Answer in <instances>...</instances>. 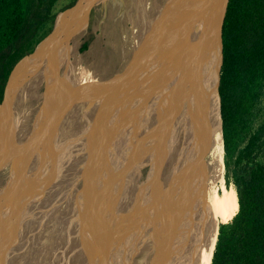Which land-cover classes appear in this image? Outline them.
Listing matches in <instances>:
<instances>
[{
  "label": "rangeland",
  "instance_id": "obj_1",
  "mask_svg": "<svg viewBox=\"0 0 264 264\" xmlns=\"http://www.w3.org/2000/svg\"><path fill=\"white\" fill-rule=\"evenodd\" d=\"M167 1L147 0L145 6L146 8H143V6L141 7L146 12L138 7L141 6V4H138L137 6L135 5V0H108L106 3L94 7L90 15L89 25L82 35L79 46L76 45L75 49L73 50L74 55H70L72 58L70 56L66 57L69 66L67 70H69V73L73 77H76V81L73 84L74 87H68L67 89L68 91H72L69 92V94L72 95L71 99L63 102L61 104L62 106H60V104L56 105L52 109L53 112L47 115L46 121H49V124L50 122L55 124L52 125L50 129H47L46 134L44 132L45 127L41 130L38 129L44 122V116H40V112H36V115L33 114L35 116L28 117L29 121L26 120L30 124L29 126L27 125L28 130H26L25 135L23 134V141H21L20 148L13 158V173L7 184V187L9 186L6 190L7 197L5 196L4 200L0 202V205H3L1 203H5L6 207L11 206L9 203L11 202V200L16 201L17 204H21L23 206H25L24 204H28L30 201L31 205L34 204L36 206V214L31 213L30 217L26 218L24 217L26 215L21 217V212L18 219L16 217L14 223L16 224L15 229H18V232L15 236H13V238H16L18 236V233L21 232L26 234V237H24L27 238L24 239L21 244L26 246V243L28 242V245L24 248H27L30 255L28 256L30 259L28 258L29 262H23V264H31V262L35 261L37 258L38 260L40 259L39 261H41V263L39 262L38 264H54L61 262V259L57 261V257L62 250L64 256L67 258L66 264H69V258H71L72 256L71 253L77 252V249L72 250L75 244L74 241L77 240L80 241V247L82 249L80 253L73 257L71 264H150L153 262V253L151 252L155 251L156 246H153V244H149L150 241L146 240V234H148V230H150L149 226L153 225L152 231L154 232L155 240L157 239V236L160 237L162 225L160 201L165 192V185H168L170 183L169 177L172 174V169H170L171 162H169L168 160H163L162 158V148L165 147L166 140L167 142L172 140L174 131L180 129L181 123H179L178 120L176 121L175 119V113H177L176 109H173L172 107L170 109V106L168 104H161L157 111L158 113L156 112L154 114V117L150 116V120L147 121V115H149L150 112L152 113L155 105H152V101H147V97H144L142 99L139 98L140 96L138 94L141 92V90L140 85L137 84V80L136 82H133L135 85L133 83H130L126 88L123 87V85L125 84H123L122 82L123 75L127 72H130L133 76L132 79H129V82L133 80L136 77L135 70H138L136 74L139 73V67H137V64L141 63V61H144V63L147 62V60L145 61V59L141 55L142 57L139 58L140 62H137V59L135 65H130V61L134 57V54L136 52L137 40L140 39L139 37H136L137 30L140 29L139 26L136 25V23L140 21V14L145 15L146 13L145 16H147L148 18L147 22L150 24L152 22L151 18L155 17L154 13L156 12V10H160L161 6L163 8L160 11L163 12V15L164 13L165 15H167L170 11H172V9L175 10L174 5L176 3V0H169L168 2ZM75 2V0H56L53 6V13L58 14ZM141 10L143 13H140ZM137 16L139 17V19ZM144 18L146 19V17ZM144 18L142 16L143 21ZM152 27L155 28V26L153 25L150 28L152 29ZM133 29L135 30L133 31ZM207 34L210 37V34ZM181 37H189V35L182 34ZM85 43L88 44V48L83 51L82 47ZM176 50L180 51L181 49L176 48ZM179 53L180 52H175L172 53V55L175 56L174 54L178 55ZM72 61H74V63H72ZM69 63H71L72 65ZM62 70L63 69H61V71ZM77 74L78 76H76ZM90 77L92 81L90 80ZM96 80H101L102 82L97 81L96 83ZM107 82L110 85H106ZM40 89L38 91H40ZM122 94H124V96ZM145 94L152 96V93L149 94L147 90H145L143 96ZM167 94H169L171 99L172 93H170L169 91ZM187 101H189V99ZM168 103L171 104V106L172 104L173 106H175L173 101L171 102L169 100ZM167 108H169L170 110H167ZM148 109L150 110V112ZM253 114L254 115H252L251 121L254 125H257L264 118V101L262 102L261 106L255 109V112ZM180 120L182 122L183 119L181 118ZM144 122L146 123V125L143 124ZM184 122L186 124V120ZM172 123L176 125H173ZM160 124H162L161 127L159 126ZM163 125L165 126V128L163 127ZM137 126L139 128H135ZM131 128L135 130L133 131L131 130ZM158 128L166 130L163 131V134L161 133L158 136ZM35 129L37 131H35ZM49 131L51 133L48 134ZM136 131L138 132L135 133ZM150 131L153 134H151ZM155 131L157 135L153 137ZM133 133L138 135H135V137H133ZM139 135H141V137ZM129 136L131 137V139ZM60 138L63 139L61 141V146L63 145V147H61L60 150L63 149L61 151L64 152L59 151L56 155H50V152L49 154L45 155L46 152L51 148V145ZM76 139L77 141L75 143L74 140ZM126 139H129L132 143ZM120 140L121 142H119ZM122 141H124L125 143L123 144ZM65 142L67 146L72 144L74 148L72 149L71 147L70 150H67L69 149V146L65 148ZM115 142H117L116 145ZM33 143L35 145H33ZM130 145L132 147H129ZM112 147H115V149H112ZM121 147H125L122 149L127 150L124 151L121 149ZM166 147L168 146L166 145ZM128 149L129 151H132L129 152ZM132 152H134L133 155ZM35 154L37 157L35 156ZM173 154L174 153H172V156ZM52 156L54 157L51 158ZM70 156L74 158L70 159ZM75 156H78V158L76 159ZM27 157L29 159H27ZM55 157H58L57 159L59 161ZM39 158H41L42 160H39ZM36 159L38 161H36ZM170 159H172V157ZM254 159L257 161H264V152L257 155L256 158L254 156ZM55 160H57V162ZM224 160V172L227 186L229 183L230 187L235 188L234 175L236 173V170H239V168L236 167V158L234 157V155L226 158L225 153ZM48 161H50V164ZM64 161H67L65 165L63 164ZM93 162L95 163V165H93ZM248 162L252 163L251 160ZM25 163H29V167L27 169L26 166H24ZM106 163L109 164L107 165ZM246 163L244 165H246ZM49 165L53 167H48ZM20 166H23V170L16 173V169ZM45 166H47L48 169H51L49 172L51 173V180L48 179V176H45L48 174L43 172L46 168ZM243 167L244 166H242V169ZM96 169H98V172L94 171ZM25 171L26 173L24 174ZM85 171H87V173L89 174L87 175ZM41 172L43 173L41 174ZM93 172L95 174H93ZM116 173L118 174L116 175ZM13 174H17L16 177L21 179L17 180V178ZM41 175L46 178H43ZM89 176L91 177V179L89 178ZM106 176L109 178H107ZM12 177L14 178L13 181ZM1 179H3L2 176L0 178V190L3 187V182ZM37 179H39V181ZM42 179L44 181L43 184ZM98 179L100 182H98ZM46 180H49L50 183L49 181L47 183ZM73 181L75 183H73ZM32 182H35L34 184L37 186H35ZM39 183L41 185H39ZM29 184L30 187L28 188ZM31 186L33 188V191L30 190ZM36 187H38L39 190ZM43 187L46 188L44 189ZM47 187L50 188L47 189ZM51 187L54 188L51 189ZM42 188L44 192L40 191L42 190ZM74 188L77 190H75ZM53 189H55L56 193L50 194L54 193ZM70 191L72 192L71 194ZM17 192V196L19 198L14 195ZM10 193L13 197H11ZM25 194H31V199L25 198ZM49 195L53 200H49L47 198L49 197ZM151 200L152 202H150ZM23 201H26V203H24ZM21 202H23L24 204ZM45 208L47 210H45ZM19 209V205H15L12 210L5 209V216L3 217V213L2 217H0V227H3L0 229L1 232H3V230H6L8 225L11 224L13 211H18ZM46 211L48 213H46ZM54 211H56V215L54 218L55 220L53 219ZM61 211L62 213L59 214V212ZM155 211L156 214L154 223V220H149V217L152 216ZM74 216L76 219L74 218ZM27 219L30 220L29 224V220ZM20 220L22 221L23 225H21ZM40 222H42L43 224ZM137 240L140 242H138ZM135 241L138 243L137 245L135 244ZM18 243L19 242L15 244L16 246L12 243V246H20V243ZM24 257L27 258L26 254L24 255Z\"/></svg>",
  "mask_w": 264,
  "mask_h": 264
},
{
  "label": "bare ground",
  "instance_id": "obj_2",
  "mask_svg": "<svg viewBox=\"0 0 264 264\" xmlns=\"http://www.w3.org/2000/svg\"><path fill=\"white\" fill-rule=\"evenodd\" d=\"M146 1L147 0H135V5L137 6L138 4H141V6H138V7H140V9H142L141 8L142 6H143V8H146L145 7ZM175 2H176L174 5L175 10L172 9V11H170L168 14L166 13L167 15H165V13L163 15V12L160 11L163 8L162 6H161V9L158 11L155 9L156 10V12L154 13L155 17L151 18L152 22L150 24L147 22L148 18H147V16H145L146 13H145V15L140 14V13H143L142 12L143 9L139 13L141 15V17L139 15L140 21L143 24L140 21L136 23V25H138L140 28L139 30H137L136 37H139L140 39L137 40L136 52L134 54V57L130 61V65L131 66L135 65L137 59H138L137 62H140L139 58L142 56L145 59V61L147 60V62H145L146 63L145 64L144 61H141V63L137 64V67H139V73L136 74L138 72V70H135L136 77L133 80H131L130 82H129V79H132L133 76L131 75L130 72L125 73L123 75V82L122 83L125 85L127 84L126 86L123 85V87L126 88L127 86H129L130 83L136 82V80H137V84L140 85V90H141V92L138 94L140 96L139 98L142 99L144 97H147L146 100L152 101L151 102L152 105L153 104L155 105L152 113L148 109L150 114L147 115V117H148L147 121L150 120L149 119L150 116L154 117V114L158 111L159 106L161 104H168L170 106V109H171V107L173 109H176L177 113H175L176 117L175 116L174 117H175L176 121L178 120V122L181 123L180 129H177V131H174V136H173L172 140L168 141V142L166 140L165 147L162 148V151H163L162 152V158H163V160H168L169 162H171V168L170 169H172L171 170L172 174L169 177L170 183L168 185L167 184L165 185L166 186L165 192H164V195L160 201V210L162 213V216H161L162 225H161L160 237L157 236V239L155 240L154 232L152 231L153 225L149 226L150 230H148V234H146V237H147L146 240L150 241L149 244H153V246L154 245L156 246L155 251L151 252V253H153V262L150 263L151 262L150 261L149 263L150 264H205L204 259H203V256H204V237H203L204 225L212 224V223H214L217 220L222 219V218H229L230 215L232 214V212H234V210L238 207V194H237L235 188L227 186L225 172H224L225 171V160H224L225 159V146H224V138H223V124H222V118H221V99L219 96V80H220L219 74H220V69H221V64H222V52H223V47H224L222 25H223L225 9H226L228 0H176ZM157 5H159V4H157ZM169 7H171V6H169ZM144 12H146V11H144ZM142 16H143V18L146 17V19L144 18V21H146V22L143 21ZM139 17H138V19H139ZM148 17H150V16H148ZM169 17H170V20H169ZM152 25L155 26V28L152 27V29H151L150 27ZM134 30L135 29H133V31ZM207 33L210 34V37ZM182 34H188L189 37H181ZM179 36L181 37V39ZM211 36H213V37H211ZM149 37H152V38H149ZM176 48L181 49V50L177 51ZM175 52H180V53L178 55L174 54L175 56H173L172 53H175ZM65 55H66V53L64 55H62V57L60 59L58 58L59 61H62L61 64H62L63 68L61 67V65L57 68H54V66L51 64L49 66L50 68L45 70L46 73H45V71L43 72L44 82L40 83L42 85V87L38 86V84H36L37 86L34 87L35 91H37L41 88L39 91L38 98L41 96L43 103H42V105L39 106V109L37 108V110L34 113L29 112V114L26 118V120L29 121L28 117L35 116L36 112H40V114H41L40 116H44V122L41 121L43 123H42L41 127L38 126L39 127L38 129L41 130L42 128L45 127L44 128L45 134H46L47 129H50V127H52V125L55 124V123H51V122L49 124V121L48 122L46 121L47 115L50 114L51 112H53L52 109L56 105L60 104V106H62L61 104L63 102L71 99L72 95L69 94V92H72V91H68L67 89H68V87L73 88L74 87L73 84L76 81V77H73L69 73V70H67L69 68V66H68V63H66V61H65ZM70 55H74L73 52H70L69 56ZM72 63H74V61H72ZM69 64H71V63H69ZM61 69H63V70L61 71ZM66 75H68V76H66ZM70 76H71V78H70ZM76 76H78V74ZM59 79H60V81H59ZM77 79H78V77H77ZM90 80H91V77H90ZM97 81H101V80H96V83H97ZM119 83H120V81H119ZM108 84L109 83L107 82L106 85H108ZM89 85H90V83H89ZM116 85H118V84H116ZM132 87H130V88H132ZM143 88L145 90H147V92L149 94L152 93V96H149L148 94H145L143 96V94L145 93V90ZM109 89H108V91H109ZM112 90H114V89H112ZM169 91H170V93H172L171 99H170L169 94H167ZM175 94H176V96H175ZM122 95L124 96V94H122ZM146 95H148V96H146ZM112 96H114V95H112ZM94 97H95V95H94ZM99 97H101V96H99ZM190 97H191V99H190ZM107 98H108V96H107ZM33 99L28 100L27 104L30 105L29 102L32 103L33 101H35L37 99L36 96L34 97V94H33ZM110 99H112V98H110ZM113 99H115V98H113ZM188 99H189V101H187ZM169 100L171 102L173 101L175 106H173V104L171 106V104L168 103ZM146 104H148V103H146ZM103 107H104V105H103ZM168 109L169 108H167V110ZM33 114H35V115H33ZM71 115H72V113H71ZM40 116H39V118H40ZM174 117H172V118H174ZM181 118L183 119L182 122L180 120ZM36 119H37V117H36ZM36 119H34V120H36ZM185 120H186V124L184 122ZM141 122H140V125H141ZM178 122H176V123H178ZM151 123H154V122H151ZM29 124L30 123L27 122L28 126H29ZM143 124L146 125L145 122ZM27 125L26 124L24 125V127H25L24 135L26 133V130H28ZM161 125L162 124H160L159 126L161 127ZM173 125H176V124H173ZM138 126L135 128H139ZM163 127L165 128L164 125H163ZM140 128H141V126H140ZM172 128H173V126H172ZM159 129H161V130H159ZM131 130L134 131L135 129L131 128ZM144 130H146V129H144ZM164 130H166V129L158 128V130H157L158 136L161 133L163 134ZM14 131H15V129H14ZM35 131H37V130L35 129ZM137 132L138 131H136L135 133H137ZM49 133H51V132L49 131L48 134ZM157 133L155 131V134L153 137H155L157 135ZM141 134H143V133H141ZM151 134H153V133L151 132ZM135 135L136 134H134L132 136L135 137ZM139 136L141 137V135H139ZM130 139H131V137H130ZM62 140L63 139L60 138L54 144H52L51 148H50L51 150L49 149L45 155L49 154L50 152H51L50 155H52V154L56 155L59 151L63 150V149L60 150V148L63 147V145L61 146ZM126 140H129V139H126ZM76 141H77V139L74 140L75 143H76ZM119 142H121V140ZM104 143H105V141H104ZM116 143L117 142H115V145H116ZM122 143L124 144L125 142L122 141ZM33 145H35V144L33 143ZM166 145L168 147H166ZM68 146H69V149H67V150H70L71 147H72V149L74 148L72 146V144H70ZM68 146L65 142V148ZM121 146H122V144H121ZM129 147H132V146L130 145ZM113 148L115 149V147H112V149ZM122 148H125V147H121V149ZM122 150H124V149H122ZM125 150H127V149H125ZM110 151H112V150H110ZM114 151H116V150H114ZM128 151H129V149H128ZM131 151L132 150H130L129 152H131ZM61 152H64V151H61ZM129 152H128V154H129ZM0 153H1V151H0ZM133 153L134 152H132V155H133ZM172 153H174L173 156H172ZM36 154H35V156H36ZM4 155H5V153H1V157L2 156L4 157ZM39 155H41V154H39ZM53 157L54 156H52L51 158H53ZM112 157H114V156H112ZM112 157H111V160H112ZM169 157L170 158L172 157V159H170ZM42 158H44V157H42ZM71 158H74V157L70 156V159ZM75 158L77 159L78 156H75ZM27 159H29V158L27 157ZM31 159H32V157H31ZM37 159H36V161H38ZM109 159H110V157H109ZM25 160H26V157H25ZM39 160H42V159L39 158ZM57 160H55V161L57 162ZM122 160H121V163H122ZM100 161H102V160H100ZM48 162L50 164V161H48ZM66 162L67 161H64L63 164L65 165ZM68 162H70V161H68ZM96 164H97V162H96ZM100 164H102V163H100ZM93 165H95L94 162H93ZM24 166H26V169H27L29 167V163H25ZM61 166H62V164H61ZM98 166H99V164H98ZM103 166H104V164H103ZM45 167L46 168H45V170L43 169L44 170L43 172H45L48 175H45V174L44 175L46 177L48 176V179L51 180L50 179L51 173H49L51 169L50 168L48 169V167H53V166L49 165L48 167L47 166H45ZM1 170L2 169H1V165H0V178H1ZM22 170H23V166H20L19 168L16 169L15 172L16 173L19 171L21 172ZM97 170L98 169H96L94 171L96 172ZM99 170H100V167H99ZM109 171H110V169H109ZM43 172H41V174ZM85 172L87 173V171H85ZM25 173H26V171L24 172V174ZM88 174L89 173H87V175ZM93 174H95V173L93 172ZM117 174L118 173H116V175ZM16 175L17 174H15L14 176L16 177ZM13 177H12V181L14 180ZM42 177L46 178L44 176H42ZM77 178H79V177H77ZM89 178L91 179L90 176H89ZM107 178H109V177H107ZM18 179L20 180L21 178H17V180ZM1 180H3V179H1ZM22 180H23V178H22ZM37 180L39 181V179H37ZM49 180H46L47 183ZM42 181H43V179H42ZM64 181H65V179H64ZM86 181H88V180H86ZM98 182H100L99 179H98ZM166 182H168V181H166ZM43 183H44V181L42 182V184ZM49 183H50V181H49ZM52 183H53V180H52ZM73 183H75V182L73 181ZM39 185H41V184L39 183ZM143 185H145V184H143ZM35 186H37V185H35ZM42 186H44V185H42ZM47 186H49V185H47ZM111 186H113V185H111ZM26 187H25V189H26ZM29 187H30V184L28 185V188ZM76 187H77V185H76ZM36 188H38V187H36ZM43 188L40 191H43ZM49 188L50 187H47V189H49ZM52 188H54V187H51V189ZM84 188H86V187H84ZM32 189L33 188L31 186L30 190H32ZM40 189H41V187H40ZM19 190H21V189H19ZM19 190H17V191H19ZM38 190H39V188H38ZM75 190H77V189H75ZM83 191H85V190H83ZM43 192H42V194H43ZM53 192L54 193H50V194H55L56 193L55 189H53ZM71 193L72 192L70 191V194ZM74 193H76V192H74ZM80 193H81V191H80ZM19 194H21V193H19ZM40 194H41V192H40ZM10 195H11V193H10ZM14 195L17 196L18 192ZM33 195H34V193H33ZM11 197H13V196L11 195ZM24 197L31 199L32 195L31 194L30 195L25 194ZM38 197H40V196H38ZM49 197H47L49 200H53L50 195H49ZM107 197H109V196H107ZM44 198H46V197H44ZM79 198H80V196H79ZM75 200H77V199H75ZM112 200H113V198H112ZM23 202L26 203V201H23ZM23 202H21V203H23ZM84 202H85V200H84ZM150 202H152V200ZM9 203L11 206H7V207L5 206L6 205L5 203H1L3 205H0V217H2L3 213H4L3 217L5 216V211H6L5 209L12 210L15 207V205H19L20 209L18 210L19 212L17 210H16L17 212L13 211L11 224L8 225L7 229L3 230V232L0 231V264H23V262L27 263V262H29V259H30L29 256L30 255L28 253L27 248H24V247H26L28 245V242L26 243L27 244L26 246L21 244L24 239H27V238H25L26 234L19 232L18 236L16 238H13V236H15L18 232V229L17 230L15 229L16 224H14V223H15L16 217L18 219L19 214L21 212H22L21 217L26 215V216H24L26 218L30 217L31 213L36 214V212H35L36 206L34 204L31 205L30 201H29V203L27 202L29 205L23 203L25 206H23L21 204H17L16 201H12V200ZM77 206H78V203H77ZM138 206H139V204H138ZM149 208H150V206H149ZM152 208H155V207H152ZM45 210H47V209L45 208ZM76 210H78V209H76ZM46 213H48V212L46 211ZM60 213H62V211L59 212V214ZM155 214H156V211L154 212V214L152 216L149 217V220H152V221L154 220L153 221L154 223H155ZM55 215H56V211L53 212V219L55 218ZM128 215H129V213H128ZM47 217H48V215H47ZM74 218H75V216H74ZM13 219H14V222H13ZM27 220H29V219H27ZM136 221H137V219H136ZM29 222H30V220L28 221V224H29ZM43 222H45V221H43ZM225 222H227V221H225ZM40 223H42V222H40ZM21 225H23L22 221H21ZM141 226H142V224H141ZM1 228H3V227H0V229ZM219 228H220V224H219ZM135 234H136V232H135ZM140 234H139V237H140ZM13 239H16L17 242L20 243V244L18 243L20 246H18V247L12 246L13 244L15 245L17 243L16 240H13ZM31 240H33V239H31ZM146 240H144V241H146ZM217 240H218V237H217ZM14 242H16V243H14ZM74 242H75V244H74V247L72 250L77 249V252L71 253L72 256H71V258H69L70 259L69 264H71L73 257H75L78 253H80L81 249H82L80 247L81 243L79 240L74 241ZM98 242H99V240H98ZM138 242H140V241H138ZM135 244L137 245L138 243L136 242ZM215 248H216V246H215ZM62 251L59 253V256L57 257V261H59V259H61L60 260L61 262L54 263V264H66L67 258L64 256V253ZM214 251H215V249H214ZM31 253H33V252H31ZM48 253H49V251H48ZM135 253H136V251H135ZM25 254H26L27 258L24 257ZM213 255H214V252H213ZM212 259H213V257H212ZM39 260L37 258L35 261L31 262V264H38L39 262L41 263V261H39ZM129 261H132V260H129ZM211 264H212V261H211Z\"/></svg>",
  "mask_w": 264,
  "mask_h": 264
},
{
  "label": "trees",
  "instance_id": "obj_3",
  "mask_svg": "<svg viewBox=\"0 0 264 264\" xmlns=\"http://www.w3.org/2000/svg\"><path fill=\"white\" fill-rule=\"evenodd\" d=\"M55 2L0 0V103L15 63L52 30ZM224 35L219 91L226 158L234 155L239 168L234 175L238 207L229 218L204 225L203 259L205 264H264V161L254 159L264 152V118L257 125L251 121L264 101V0H230ZM87 48L85 43L82 50Z\"/></svg>",
  "mask_w": 264,
  "mask_h": 264
},
{
  "label": "water",
  "instance_id": "obj_4",
  "mask_svg": "<svg viewBox=\"0 0 264 264\" xmlns=\"http://www.w3.org/2000/svg\"><path fill=\"white\" fill-rule=\"evenodd\" d=\"M107 1L76 0L73 5L56 15L52 30L36 45L34 50L22 56L13 66L0 103V151L5 153L4 157H1L0 153L1 176L3 177L0 202L7 195L6 190L9 187H7V184L13 173V158L20 148L21 141H23L24 125H27L26 118L29 112L34 113L43 103L41 96L38 98L39 91H35L34 87L37 86L36 84L42 87L40 83L44 82L43 72L50 68L51 64L54 68L59 67L62 62L59 59L65 53V61L68 63L66 57H69L70 52H73L76 45L79 46L82 35L89 25L92 10ZM229 2L230 0L227 2L222 25L224 47L219 74V88L225 48L224 22ZM33 94L37 98L35 101H33ZM30 99H33V102H29L30 105H28Z\"/></svg>",
  "mask_w": 264,
  "mask_h": 264
}]
</instances>
